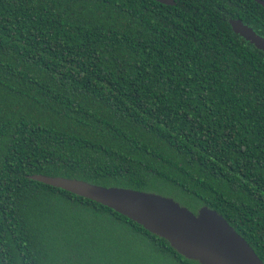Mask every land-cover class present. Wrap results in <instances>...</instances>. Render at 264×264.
I'll list each match as a JSON object with an SVG mask.
<instances>
[{
    "label": "trees",
    "instance_id": "16d2710c",
    "mask_svg": "<svg viewBox=\"0 0 264 264\" xmlns=\"http://www.w3.org/2000/svg\"><path fill=\"white\" fill-rule=\"evenodd\" d=\"M0 0V264H199L41 174L220 214L264 264L255 0ZM264 3V0H261Z\"/></svg>",
    "mask_w": 264,
    "mask_h": 264
},
{
    "label": "water",
    "instance_id": "95a60500",
    "mask_svg": "<svg viewBox=\"0 0 264 264\" xmlns=\"http://www.w3.org/2000/svg\"><path fill=\"white\" fill-rule=\"evenodd\" d=\"M169 4V0H153ZM264 6L261 0H255ZM236 34L264 52V38L238 20ZM30 179L89 199L126 216L149 233L165 239L183 257L199 264H263L249 244L216 211L205 206L197 214L172 198L119 187H103L63 177L34 174Z\"/></svg>",
    "mask_w": 264,
    "mask_h": 264
}]
</instances>
